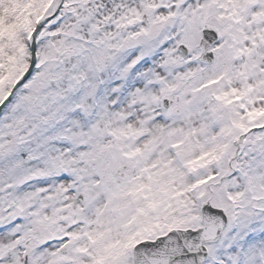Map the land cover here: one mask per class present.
<instances>
[{
  "label": "rangeland",
  "instance_id": "1",
  "mask_svg": "<svg viewBox=\"0 0 264 264\" xmlns=\"http://www.w3.org/2000/svg\"><path fill=\"white\" fill-rule=\"evenodd\" d=\"M58 3L0 0V104ZM35 51L0 111V264H133L206 203L204 264H264V0H64Z\"/></svg>",
  "mask_w": 264,
  "mask_h": 264
},
{
  "label": "water",
  "instance_id": "2",
  "mask_svg": "<svg viewBox=\"0 0 264 264\" xmlns=\"http://www.w3.org/2000/svg\"><path fill=\"white\" fill-rule=\"evenodd\" d=\"M64 0L48 15L38 21L33 30L31 44L32 60L22 78L13 85L7 98L0 104V111L13 96L15 90L23 84L37 62L35 51L36 37L41 27L53 19L60 11ZM217 40V29L210 24L204 25L199 44L200 60L211 62L214 59L211 46ZM169 98L165 97L164 107ZM228 224V215L223 208L206 203L201 207V224L197 227L173 228L153 239H144L133 247V264H204L208 256V245L218 242Z\"/></svg>",
  "mask_w": 264,
  "mask_h": 264
},
{
  "label": "flooded vegetation",
  "instance_id": "3",
  "mask_svg": "<svg viewBox=\"0 0 264 264\" xmlns=\"http://www.w3.org/2000/svg\"><path fill=\"white\" fill-rule=\"evenodd\" d=\"M216 29H217V40L210 48L213 51L214 58H215L216 54H215V51L213 50V47L215 49H217L218 47H221L223 43L226 42V40H225L226 37L223 35V33H221V31H220L221 29L220 30H219V28H216ZM243 40L245 41V49L244 50L242 49ZM229 46L231 48V51H247V53L249 52V48H248V45L246 44L245 36L242 38V40H240V39L238 40V37H237V39H235L233 42L230 41ZM199 50L201 52L200 48H199ZM243 65L244 64H241L242 69H243ZM247 65L249 67V62L247 63Z\"/></svg>",
  "mask_w": 264,
  "mask_h": 264
},
{
  "label": "trees",
  "instance_id": "4",
  "mask_svg": "<svg viewBox=\"0 0 264 264\" xmlns=\"http://www.w3.org/2000/svg\"><path fill=\"white\" fill-rule=\"evenodd\" d=\"M29 79H30V78H29ZM29 79H27V81H28ZM27 81H25V82H27ZM25 82H24V83H25ZM24 83H23V84H24ZM23 84H21V85H23ZM21 85H20V86H21ZM20 86H19V87H20ZM19 87H18V88H19Z\"/></svg>",
  "mask_w": 264,
  "mask_h": 264
}]
</instances>
